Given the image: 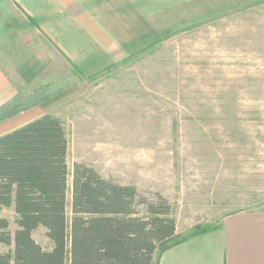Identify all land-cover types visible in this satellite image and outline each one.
<instances>
[{"label": "rangeland", "instance_id": "rangeland-1", "mask_svg": "<svg viewBox=\"0 0 264 264\" xmlns=\"http://www.w3.org/2000/svg\"><path fill=\"white\" fill-rule=\"evenodd\" d=\"M194 1L187 20L161 15L141 51L57 86L70 90L57 102L69 141V227L76 162L148 198L162 194L181 237L264 209V0ZM0 216L14 233L15 207L0 206ZM46 232L34 237L48 249Z\"/></svg>", "mask_w": 264, "mask_h": 264}, {"label": "crops", "instance_id": "crops-1", "mask_svg": "<svg viewBox=\"0 0 264 264\" xmlns=\"http://www.w3.org/2000/svg\"><path fill=\"white\" fill-rule=\"evenodd\" d=\"M190 4L191 0H0V109H20L0 121V136L44 115L60 117L57 102L70 90L57 86L103 73L141 51L143 38L149 44L152 37L156 40L161 15L177 14L183 21L186 13L187 20ZM44 85L49 94L35 95ZM158 262L264 264V209L228 213L218 227L171 246Z\"/></svg>", "mask_w": 264, "mask_h": 264}, {"label": "trees", "instance_id": "trees-1", "mask_svg": "<svg viewBox=\"0 0 264 264\" xmlns=\"http://www.w3.org/2000/svg\"><path fill=\"white\" fill-rule=\"evenodd\" d=\"M19 110L0 109V121ZM68 153L66 128L54 115L0 136V206H14L18 216L14 233L0 216V243L8 247L0 251V264H158L164 251L189 237L177 231L162 194L148 198L136 185L117 183L85 162L74 164L69 227ZM41 226L52 249L34 237ZM212 229L197 224L190 236Z\"/></svg>", "mask_w": 264, "mask_h": 264}]
</instances>
